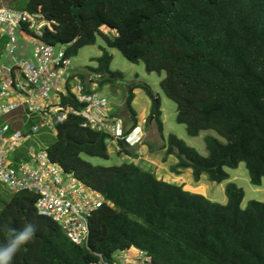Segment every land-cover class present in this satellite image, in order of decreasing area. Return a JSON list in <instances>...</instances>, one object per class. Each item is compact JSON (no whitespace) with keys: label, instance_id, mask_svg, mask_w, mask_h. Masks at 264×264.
<instances>
[{"label":"trees","instance_id":"16d2710c","mask_svg":"<svg viewBox=\"0 0 264 264\" xmlns=\"http://www.w3.org/2000/svg\"><path fill=\"white\" fill-rule=\"evenodd\" d=\"M8 6V5H7ZM13 9L38 12L54 20L40 39L66 46V55L93 45L99 36L146 72H164L159 87L176 105L177 123L188 136L213 129L224 142L205 136L206 155L168 134L163 160L177 162L170 171L189 168L194 181L201 174L215 183L229 179L226 168L245 164L249 182L264 179V0H12ZM102 25L115 34L104 33ZM85 68L101 85L122 79L109 68L112 56L101 47ZM83 81L85 74H76ZM127 84V82H124ZM125 98L132 125V90L141 88L150 100L149 114L162 137L160 99L145 82L130 83ZM60 103L80 109L72 93H59ZM21 110L18 111L19 114ZM18 120V119H17ZM83 118L67 113L56 124L49 158L71 172L105 200L88 216L86 246L74 245L49 217L35 211V194L8 193L0 208V243L8 227L31 222L33 239L23 245L12 264H89L100 254L109 260L119 250L143 251L155 264H264V201L240 203L244 192L236 183L224 186L225 203L158 179L133 162L92 165L81 153L107 158L113 137L82 126ZM29 123H32L30 121ZM14 127L21 122L14 121ZM130 127V128H131ZM119 152L130 155L116 139Z\"/></svg>","mask_w":264,"mask_h":264},{"label":"built area","instance_id":"2783aa9c","mask_svg":"<svg viewBox=\"0 0 264 264\" xmlns=\"http://www.w3.org/2000/svg\"><path fill=\"white\" fill-rule=\"evenodd\" d=\"M55 23L38 12L0 5V38L5 37L0 50V187L9 193L35 194V211L55 222L74 245L86 246L88 216L105 202L102 194L53 162L47 147L23 148L24 143L42 127L46 128L43 133L55 135L56 124L67 113L81 116L82 126L105 131L127 148L140 143L141 129L125 130L121 118H110L107 98L95 91L94 82L85 87L77 73L69 71L66 46L40 39L45 28L53 31ZM18 28H24L34 41L29 49L19 43ZM68 86L80 109L60 103L59 93ZM17 119L20 127H14ZM137 251L143 264H155L145 252ZM96 255L89 264H119Z\"/></svg>","mask_w":264,"mask_h":264},{"label":"rangeland","instance_id":"374dc122","mask_svg":"<svg viewBox=\"0 0 264 264\" xmlns=\"http://www.w3.org/2000/svg\"><path fill=\"white\" fill-rule=\"evenodd\" d=\"M11 3L12 0H0V5L3 4L9 6ZM100 30H102L104 33L112 34L108 28L100 27ZM32 45H34V41L31 42L30 46ZM99 45L104 46V43L102 39L99 36H97L95 43L93 45L83 46L80 49H78L75 56L69 57L70 60L69 69L72 71L73 70L81 71L77 73L85 74L84 80L81 81V83L85 87L92 82L91 78L94 77V75L85 68V65H88L90 63L91 57L97 55L98 53L100 54L101 49L99 48ZM106 48H107L106 51L112 56V60L110 62L109 68L111 70H118L122 72L123 77L122 79L120 78V80H115L112 83H106L103 85H101L97 81H93V82L96 88L95 91L105 96L107 98L108 103L112 104L116 112L124 109L125 98L128 92L127 86L128 84L132 83L135 80L147 83L150 86V88L153 90V92L159 94L158 96L160 99L161 111H162L161 119L163 124L162 137H160V135L158 134L154 121L151 119L150 121H152L153 122L152 123L149 120H145V122L142 123L145 131V135L143 137V135L141 134L140 143L143 138V142L151 146L157 147L161 144L163 145L165 143L166 136L171 133L174 134L179 139L183 140L187 145L196 149L201 155H206L205 143H204L205 136L209 135L217 138L221 142L225 141L224 138L221 137L213 129H204L201 130L197 136H193V137L188 136L185 130V125L182 123H177L175 120L176 117L175 103L172 102L170 99H168L159 87V81L164 76V72L161 71L160 73H156V72L148 73L145 71L144 64L142 61L132 63L126 60L116 48L105 47V49ZM124 82H127V84ZM133 94L135 96L134 99L135 106L133 104V107H135L136 110L139 111V108L145 105V109H147L146 111L148 112L150 108V100L145 95L144 91L141 88H135ZM44 130H46V128L42 127L40 133L35 134L31 139H29L24 143L23 148L31 145L41 148H46L54 140L55 135H52L47 132L43 133ZM113 138L118 139L115 138L114 136ZM127 149H131V148H127ZM149 150H152V147L149 146ZM80 157L92 165H113V164L121 163L120 157H117V153L114 152V150L111 148L109 149L107 158L91 156L85 153H81ZM125 159L128 160V158L126 157ZM226 171L231 177L235 179L234 183H236V185H238L243 189L244 196L240 203L241 208L245 207L249 200L264 201V179L261 180V184L259 186H254L250 184L248 172L243 162H240L237 168L235 169L226 168ZM208 182L212 183L211 181ZM227 182L228 180L222 183L214 182L215 185L214 183H212L213 186H216L217 190L219 191L218 192L219 201H221L220 199H222L223 202L226 201L224 186ZM195 186H196L195 189L198 191L205 190V188L202 187L201 183L200 184L196 183ZM8 193L9 192H7L4 188L0 187V208L7 201Z\"/></svg>","mask_w":264,"mask_h":264},{"label":"crops","instance_id":"0c3cea01","mask_svg":"<svg viewBox=\"0 0 264 264\" xmlns=\"http://www.w3.org/2000/svg\"><path fill=\"white\" fill-rule=\"evenodd\" d=\"M101 27L108 28L105 25H102ZM109 30L111 31L112 34H115V30H111V29H109ZM16 34H17L19 43L20 44L21 43L27 44L28 48H29L32 40H31L30 36L28 35V33L25 31V29L24 28L16 29ZM4 40H5V37L0 38V50L2 48ZM101 47L105 48V45L104 46L99 45L100 49H101ZM105 50H107V48ZM101 52L102 51H100V54H101ZM100 54L98 53L97 55L91 57L90 63L88 65L89 66H95L96 63L94 61H92V58L98 57ZM4 61L7 63L6 59ZM88 65H85V67ZM69 71L74 72V73L81 72V71H77V70L72 71L70 69H69ZM122 76H123V74H122ZM136 82H142V81L135 80L132 83H136ZM66 88L68 90H70L69 86ZM134 89L132 90V94H133ZM134 99H135V96L133 94V98L131 100V106L135 112V116H134L135 124L133 127L138 125L141 129V134L144 137L145 131H144L142 123L145 122L149 111L148 112L146 111L147 109H145V105L140 107L139 111H137L136 108L133 107V104L135 106V100ZM125 110H126V108L124 107L123 110H119L116 112L115 109L113 108L112 104L108 103V105H107V113H108L109 117L110 118H118V117L121 118L123 121L124 129L130 130L132 128L131 127V125H132L131 117H130L129 113H127V111H125ZM160 110H161V104H160ZM161 117H162V111H161L160 118ZM32 121H34V119ZM150 122H152V121H150ZM149 125H151V124H149ZM161 145H159L157 147L151 146V145L143 142V138H142L141 143L132 147L131 148L132 150L128 149V151L131 154L127 155V154H124V153H121L118 151V145L116 143V139L113 138V139L107 141V151L109 153V149L110 148L113 149L114 152L117 153V157H120L121 163L122 162H133V163L137 164L138 166L142 167L143 169L152 172L155 175V177L158 179H162V180L169 182V183L181 184L184 189L200 193L212 201L215 200L218 203H225L226 202V201L223 202L222 199H220L221 201H219V197H218L219 191L217 190V187L213 186L212 183H214V182H212V183L208 182L209 180H207L205 175L201 174L198 181H194L193 177H192L191 169H189V168L182 169L179 173L171 172L170 166L174 165L177 162V159L173 155H168L165 158V160H163L162 158L164 156V149L161 148ZM149 146L152 147V150H149ZM125 157L128 158V160H126ZM234 180L235 179L229 175L228 181L235 182ZM222 182H225V181H222ZM222 182H220V183H222ZM196 183H199V184L201 183L202 187L205 188V190H203V191L196 190L195 189ZM214 185H215V183H214ZM137 252H138L137 249H134L132 247L125 249L123 251H116L115 253H113L111 255V260H113L119 264H143V260L137 256Z\"/></svg>","mask_w":264,"mask_h":264},{"label":"clouds","instance_id":"9594fccd","mask_svg":"<svg viewBox=\"0 0 264 264\" xmlns=\"http://www.w3.org/2000/svg\"><path fill=\"white\" fill-rule=\"evenodd\" d=\"M8 239L0 243V264H12L19 249L30 242L36 232L35 226L29 222L22 228L8 227Z\"/></svg>","mask_w":264,"mask_h":264}]
</instances>
